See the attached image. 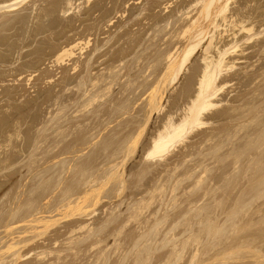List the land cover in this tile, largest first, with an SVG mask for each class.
I'll list each match as a JSON object with an SVG mask.
<instances>
[{
	"label": "rangeland",
	"instance_id": "rangeland-1",
	"mask_svg": "<svg viewBox=\"0 0 264 264\" xmlns=\"http://www.w3.org/2000/svg\"><path fill=\"white\" fill-rule=\"evenodd\" d=\"M201 2L0 0V264H264V0H229L217 27ZM199 28L176 80L162 82L169 55ZM212 36L209 55L227 52L217 104L167 153L147 157L169 116L188 114ZM159 80L161 108L151 113ZM97 178L99 187L89 182ZM84 180L96 189L87 185L82 204ZM39 216L46 225L31 227Z\"/></svg>",
	"mask_w": 264,
	"mask_h": 264
},
{
	"label": "bare ground",
	"instance_id": "bare-ground-1",
	"mask_svg": "<svg viewBox=\"0 0 264 264\" xmlns=\"http://www.w3.org/2000/svg\"><path fill=\"white\" fill-rule=\"evenodd\" d=\"M202 2H204V5H203V7H202V10H200L201 11V16H203L204 18H207L209 21V24L210 25H214V26H218L217 25V20H218V18H221V19H223L222 21H224V22H226L227 20H228V16L226 15L227 13V9H228V1L229 0H224L225 2H223L222 1V4H218L213 10H212V8H211V5H212V3H213V0H205V1H203V0H201ZM232 1V0H231ZM201 2V3H202ZM236 2V1H235ZM20 3V2H19ZM196 3V2H195ZM195 3H194V5H195ZM231 3V2H230ZM37 4V3H36ZM198 4V3H197ZM250 5V4H249ZM253 5V4H252ZM202 6V5H201ZM237 6V5H236ZM9 7H11V6H9ZM20 7V6H19ZM192 7V6H191ZM213 7V6H212ZM233 7V6H232ZM192 8H194V7H192ZM12 10V9H11ZM19 10V9H18ZM24 10V9H23ZM186 10V9H185ZM254 11H255V8L253 9ZM257 10V9H256ZM244 11V10H243ZM24 12H26V11H24ZM181 12V11H180ZM187 13H188V11H187ZM192 13V12H191ZM193 14V13H192ZM191 14V15H192ZM6 15V14H5ZM8 15V14H7ZM188 15V14H187ZM198 15V14H197ZM182 16H183V14H182ZM240 16H241V14H240ZM258 16V15H257ZM260 16H261V14H260ZM11 17V16H10ZM9 17V18H10ZM186 17H188V16H186ZM202 17V18H203ZM239 17V16H238ZM195 18V17H194ZM247 18V17H246ZM248 18H250V17H248ZM253 18V17H252ZM257 18V17H256ZM184 19V18H183ZM193 19V18H192ZM189 20V19H188ZM194 20V19H193ZM198 20V19H197ZM236 20V19H235ZM245 20V19H244ZM220 21V20H219ZM246 21H248V20H246ZM246 21H244V22H246ZM4 22V21H3ZM191 22V21H190ZM197 22V21H196ZM196 22H194V23H196ZM236 22V21H235ZM242 22V21H241ZM254 22V21H253ZM252 22V23H253ZM192 23V22H191ZM249 23V22H248ZM248 23H247V25H248ZM226 24V23H225ZM224 24V25H225ZM243 24V23H242ZM254 24V23H253ZM252 24V25H253ZM190 25H192V24H190ZM197 25V24H196ZM227 25V24H226ZM247 25H245L246 27H243V25H242V29L243 30H247L246 32H248V31H250L251 29H253V27L251 28V26H250V28H247ZM249 25H251V24H249ZM249 25H248V27H249ZM262 25V24H261ZM189 26V25H188ZM195 26V25H194ZM254 26V25H253ZM185 27V26H184ZM193 28V26H190V29H192ZM196 27V26H195ZM199 27H201V26H199ZM204 27H206V26H204ZM207 27H209V25L207 26ZM256 27V26H255ZM186 28H187V26H186ZM189 29V28H188ZM201 29H202V27H201ZM200 28H199V30H194L195 32L194 33H192L193 35H191L190 34V38H188L187 39V41H190V43L186 46V48L183 50V52L181 53V54H177V55H169V62L168 61H166V62H168L167 63V66H166V71H164V72H162V73H164L162 76L161 75H159V76H161L162 78V82L164 81L165 82V80L167 79V80H169L170 79V81L171 82H174L175 80H176V78H177V76H178V73L180 72V70L182 69V67L184 66V64L188 61V59H189V56H190V54L196 49V47L202 42V35L204 34V29L203 30H201ZM206 29V28H205ZM213 29V28H212ZM230 29V28H229ZM232 29V28H231ZM227 30V29H226ZM225 30V31H226ZM184 31V30H183ZM187 31V30H186ZM185 31V32H186ZM188 31H190V30H188ZM213 31V30H212ZM216 31V30H215ZM220 31V30H219ZM219 31H217V32H219ZM252 31V30H251ZM250 31V32H251ZM257 31V30H256ZM260 31V30H259ZM221 32V31H220ZM228 32H230V31H228ZM249 32V33H250ZM180 33V32H179ZM189 33V32H188ZM206 33H207V31H206ZM242 33V32H241ZM240 33V34H241ZM253 33H255L254 31H253ZM211 34V33H210ZM219 33H217V35H218ZM248 34V33H247ZM260 34H262V33H260ZM234 35V34H233ZM186 36V35H185ZM227 36V35H226ZM257 36V35H256ZM177 37V36H176ZM206 37V36H205ZM215 37V36H214ZM233 37V36H232ZM262 37V36H261ZM72 38V37H71ZM204 38V37H203ZM210 38V37H209ZM224 38V37H223ZM237 38V37H236ZM247 38V37H246ZM248 39V38H247ZM219 40V39H218ZM258 40V39H257ZM179 41V40H178ZM186 41V42H187ZM234 41V40H233ZM218 42V41H217ZM222 42V41H221ZM235 42H237V41H235ZM207 43V42H206ZM205 43V44H206ZM242 43V42H241ZM214 43H213V36L210 38V41H209V43H208V45H207V47H206V49L204 50V52H205V56H204V62H205V64L203 63V66H204V70H202L203 71V74L201 75V78H200V82H199V85H198V90H197V92L194 94L195 96L193 97V99L191 100V102H190V105H188V106H190V107H188L187 109H189L188 110V114L187 115H185L179 122H173L172 121V119H171V116H169L170 118H169V120H168V122L165 124V125H163V127H162V129H160L159 130V132L157 133V136L154 138V140H152L153 141V145H152V148H150L151 150L149 151V153H148V156L147 157H151V156H161V155H163L164 153H167L168 151H169V149L173 146V145H175V144H177L178 142H180V141H182L184 138H186V135H187V133H188V131H189V129H193L194 127H196V126H199V125H202L203 123H202V121H201V117H202V115L203 114H205L204 112H206V111H208V110H210L211 108H213V107H215V105L217 104H215V102H214V99L216 98V95H217V92H218V88H217V83H216V80H217V77L220 75V73L222 72V70H223V68H224V65H225V56H226V53L227 52H223V51H221L220 50V52H219V56L217 57V58H214L213 56H210L209 54H211L210 53V49H211V47H212V45H213ZM242 46H244V45H242ZM68 47V46H67ZM182 47V46H181ZM170 48V47H169ZM241 48V47H240ZM62 49V48H61ZM68 50V49H67ZM67 50H64V52L63 53H61L62 52V50H61V52H60V56L59 57H61V59H62V57L65 55V52L67 51ZM69 50H71V48H69ZM69 50H68V52H67V54H69V53H71V51L69 52ZM203 50V49H202ZM179 51V50H178ZM244 52V51H243ZM75 53V52H74ZM172 53V52H171ZM177 53V52H176ZM64 54V55H63ZM72 54V53H71ZM175 54V53H174ZM217 54H218V52H217ZM70 55V54H69ZM74 55V54H73ZM166 55V54H165ZM202 57V56H201ZM57 59H59L58 57H56ZM165 59V58H164ZM235 59H237V58H235ZM60 60V59H59ZM165 61V60H164ZM233 61H235V60H233ZM157 63V62H156ZM227 63V62H226ZM156 65V64H155ZM228 65V64H227ZM237 65V64H236ZM160 66V65H159ZM226 66V65H225ZM77 68V67H76ZM159 68V67H158ZM230 68V67H229ZM230 71V70H229ZM161 73V74H162ZM226 74V73H225ZM246 74V73H245ZM249 74V73H248ZM153 76V75H152ZM169 76V79L168 78H166L165 79V77H168ZM221 76V75H220ZM157 77H158V75H157ZM156 77V78H157ZM160 79V78H159ZM165 79V80H164ZM149 80V79H148ZM161 80H159V82H160ZM159 82H157L156 83V86L151 90V92H150V95H149V98H148V106H150L152 109L150 110L149 109V112L151 111V113H152V110L154 111V109L156 110V109H159V107L160 106H158L159 104H160V101L159 100H161V98L162 97H160L161 95H160V93H161V91H159V89L161 88V86H160V84H161V82L159 83ZM167 82V81H166ZM165 82V83H166ZM169 82V81H168ZM227 82V81H226ZM110 83V82H109ZM146 83V82H145ZM164 83V84H165ZM112 84H113V82H112ZM143 85V84H142ZM158 85H159V87H158ZM161 85H163V83L161 84ZM111 87V86H110ZM108 88V87H107ZM223 88V87H222ZM192 89V88H191ZM220 89V88H219ZM221 90V89H220ZM96 95V94H95ZM98 96V95H97ZM163 96V95H162ZM218 96V95H217ZM241 96V95H240ZM242 97V96H241ZM218 98V97H217ZM94 99H96V98H94ZM94 99H92V100H94ZM191 99V98H190ZM91 101V100H90ZM163 102V101H162ZM221 102V101H220ZM188 103V102H187ZM161 105V104H160ZM157 106H158V108H157ZM164 106V105H163ZM161 108V107H160ZM150 113V114H151ZM154 113V112H153ZM152 117V116H151ZM173 117V116H172ZM153 118V117H152ZM168 118V117H167ZM142 119V118H141ZM149 119V118H148ZM148 121V120H147ZM190 127V128H189ZM189 128V129H188ZM242 129V128H241ZM263 132V131H262ZM262 132H260V133H262ZM65 133V132H64ZM18 134V133H17ZM264 134V133H263ZM129 135V134H128ZM260 135V134H259ZM130 136H131V134H130ZM258 136V135H257ZM263 136V135H262ZM259 138V137H258ZM65 140V139H64ZM128 140H130L129 138H128ZM257 140V139H256ZM44 141H46V140H44ZM126 141V140H125ZM113 145V144H112ZM111 145V146H112ZM122 145V144H121ZM125 146V145H124ZM125 148V147H124ZM123 148V149H124ZM124 150H126V148L124 149ZM149 150V149H148ZM244 150V149H243ZM119 152V151H118ZM117 152V153H118ZM128 152V151H127ZM126 152V153H127ZM130 152V151H129ZM113 156H115V155H113ZM125 159V158H124ZM124 162V161H123ZM120 163V162H119ZM255 163V162H254ZM121 164V163H120ZM253 165V164H252ZM115 166H117V167H115V169H114V166L112 167L114 170H116V169H118V167H120L118 164L117 165H115ZM66 168V167H65ZM111 168V169H112ZM208 167H206V169H207ZM75 169V168H74ZM107 169V168H106ZM109 169V168H108ZM205 169V168H204ZM47 170H49V169H47ZM64 170V169H63ZM87 171V170H86ZM102 171V170H101ZM108 171V170H107ZM107 171H105V172H107ZM113 171V170H112ZM112 171H110V169H109V171L107 172L108 174H109V172H112ZM118 171V170H117ZM116 171V172H117ZM122 171V170H121ZM120 170L118 171L119 172V174L118 175H120L121 176V172ZM72 172V171H71ZM105 172L103 173L104 175H105V177H106V175H108L107 173L105 174ZM114 172V171H113ZM121 172V173H120ZM209 172V171H208ZM87 173V172H86ZM115 173V172H114ZM143 173V172H142ZM46 174V173H45ZM91 174V173H90ZM99 174V173H98ZM111 174H113V173H111ZM123 174V173H122ZM203 174V173H202ZM92 175V174H91ZM104 175H101V177H100V182L102 183H104V182H106L105 180H108L109 181V179L106 177H104ZM114 175V174H113ZM112 175V176H113ZM115 175H116V173H115ZM114 175V177H116V178H118V182L116 183L115 181V183L118 185V183H119V181L121 182V180H122V182L121 183H123V179H122V177H118V176H115ZM142 175V174H141ZM93 177H94V175H92ZM110 175H108V177H109ZM91 177V176H90ZM105 178V180L103 181L102 179L103 178ZM111 177V176H110ZM114 177H112V178H114ZM140 177V176H139ZM99 178V177H98ZM98 178L97 179H95V181L93 182L92 180L94 179H92V178H90V179H92V180H87V181H89V182H92V183H94L95 185L96 184H99V185H97L96 187H99L100 186V183H97L99 180H98ZM111 178V181L112 180H114V179H112ZM115 178V179H116ZM89 179V178H88ZM127 179V178H126ZM63 180H64V178H63ZM97 180V181H96ZM124 180H125V178H124ZM85 181V180H84ZM127 181V180H126ZM89 182H87V184H85L86 183V181L85 182H83L84 183V185H85V188H86V190H91L88 186H91L92 185V183H90L91 185H89ZM96 182V183H95ZM200 182V181H199ZM42 183V182H41ZM77 183V182H76ZM83 183H82V185H83ZM121 183H119L120 185H118V186H121L120 188H119V190L120 189H122V184ZM78 184V183H77ZM104 184H107V182L106 183H104ZM79 185V184H78ZM88 185V186H87ZM126 185V184H125ZM88 188H87V187ZM260 186V185H259ZM43 187H45V186H43ZM71 187H73V186H71ZM75 187H77V188H79V189H77V190H75L74 188H72L73 190H74V192L76 191V193H77V191L78 190H80V192L78 191V193H81V194H79V195H84L85 193V198L81 201L82 202V204H84L85 203V201H86V196H88L89 195V193H91L90 191L89 192H86L85 190H84V187H81V189H82V191H85V193L84 192H82L81 191V189H80V187H78V186H76L75 185ZM92 187V189L93 190H91V191H94V188H95V186L93 185V186H91ZM102 188V186L100 187V188H97L98 190H100ZM70 189V188H69ZM96 189V188H95ZM123 189H124V187H123ZM97 190V191H98ZM134 190V189H133ZM123 191V190H122ZM121 191V192H122ZM130 191V190H129ZM71 192V191H70ZM120 192V193H121ZM151 192V191H150ZM46 193V192H45ZM76 193L75 194H73V192L72 193H68V194H70L69 195V197L71 196V194H72V196L71 197H73L74 195V197L72 198V204L73 205H76L77 206V208L79 207H81L82 206V204H77V202H80V199H82V197L81 196H79L78 194H77V197H76ZM84 193V194H83ZM117 193H119V191L117 190ZM148 194H149V192H147ZM67 195V194H66ZM92 195V194H91ZM94 195V194H93ZM92 195V196H93ZM147 195V194H146ZM133 196V195H132ZM67 198H68V196H66ZM65 197V198H66ZM88 197H90V196H88ZM131 197V196H130ZM64 198V197H63ZM78 198V199H77ZM80 198V199H79ZM48 199V198H47ZM74 199H76V201L74 200ZM119 199V198H118ZM132 199V198H131ZM138 199V198H137ZM61 200V199H60ZM123 200H124V198H123ZM134 200V199H133ZM64 201H65V199H64ZM69 201V202H68ZM70 201H71V199H66V202L65 203H70ZM87 201H88V198H87ZM86 201V202H87ZM126 201V200H125ZM136 201V200H135ZM134 201V202H135ZM142 201V200H141ZM76 204H75V203ZM80 202V203H81ZM191 202V201H190ZM58 203H59V201H58ZM61 204L63 203V205L61 206V204H57V205H60L61 206V208L63 207L64 209H65V211L66 210H68V209H66L67 207H66V204L64 203V202H60ZM120 203V202H119ZM124 203V202H123ZM129 203V202H128ZM142 203V202H141ZM195 203V202H194ZM52 204V203H51ZM55 204V203H54ZM53 204V205H54ZM65 204V205H64ZM68 204H67V206H68ZM133 204V203H132ZM191 204V203H190ZM52 205V206H53ZM71 205V204H70ZM68 206V208L70 207V209L71 208H73V207H71V206H73V205H71V206ZM81 205V206H80ZM109 205V204H108ZM116 205V204H115ZM121 205H123V204H121ZM138 205H140L139 203H138ZM143 205V204H142ZM193 205V204H192ZM45 206V205H44ZM51 206V207H52ZM76 206L74 207V208H76ZM130 206V205H129ZM136 206H137V204H136ZM190 206V205H189ZM50 207V208H51ZM117 207V206H116ZM138 207V206H137ZM198 207V206H197ZM60 208V207H59ZM74 208H73V210H74ZM144 208H146V206L144 207ZM19 209V208H18ZM26 209H28V208H26ZM54 209H55V211L57 212V209L55 208V206H54ZM53 209V210H54ZM64 209H61V210H64ZM115 209V208H114ZM113 209V210H114ZM138 209H142V207L140 208H138ZM137 209V210H138ZM165 209V208H164ZM41 210V209H40ZM111 210V209H110ZM143 210H146V209H143ZM50 211V213L52 212L53 213V211H52V209L51 210H49ZM55 211H54V213H55ZM133 211V210H132ZM135 211V210H134ZM159 211V210H158ZM40 212V211H39ZM44 212H46V211H44ZM59 212V211H58ZM107 212V211H106ZM142 212V211H141ZM143 212H145V211H143ZM207 212H209L208 210H207ZM206 212V213H207ZM16 213V212H15ZM41 213V212H40ZM43 213V212H42ZM46 213H48V210H47V212ZM51 213V214H52ZM108 213H111V212H109L108 211ZM133 213V212H132ZM137 211H136V215H137ZM162 213H163V211H162ZM234 214H235V212H233ZM237 213V212H236ZM37 214V213H36ZM39 214V213H38ZM44 214V213H43ZM42 214V215H43ZM116 214V213H115ZM143 214V213H142ZM234 214H233V216H234ZM111 215H112V213H111ZM110 215V216H111ZM133 215H134V217H135V213H133ZM140 215V214H139ZM157 215V214H156ZM213 215V214H212ZM91 216H93V215H91ZM113 216V215H112ZM138 216V215H137ZM136 216V217H137ZM169 216V215H168ZM206 216V215H205ZM209 216V215H208ZM231 216V215H230ZM232 216V218L234 219V217ZM236 216V215H235ZM35 217H36V215H35ZM34 217V218H35ZM42 218L44 217V216H41ZM40 216L37 218V219H32L33 220V223H35V222H37V224H31V227L32 226H36V227H38L37 225H40L39 223H42L43 224V222H40L41 220H42V218H41ZM45 217H47V216H45ZM44 217V218H45ZM116 217V216H115ZM142 217V216H141ZM207 217V216H206ZM211 217V216H210ZM14 218V217H13ZM41 220H40V219ZM43 218V219H44ZM49 218V217H48ZM89 218H90V216H89ZM130 218L132 219V216H130ZM146 218H148V217H146ZM208 218V217H207ZM227 218H229V217H227ZM46 219V218H45ZM44 219V220H45ZM52 219V218H51ZM85 219V218H84ZM91 220H92V217L90 218ZM94 219V218H93ZM116 219V218H115ZM137 219H139V217L137 218ZM230 219V218H229ZM228 219V220H229ZM25 220V219H24ZM40 220V221H39ZM82 220V219H81ZM80 220V221H81ZM135 220V219H134ZM150 219L148 218V221H149ZM164 220H165V218H164ZM167 220V219H166ZM205 220H206V218H205ZM227 220V221H228ZM21 221V220H20ZM23 221V220H22ZM26 221V220H25ZM35 221V222H34ZM46 221V220H45ZM49 221V220H48ZM79 221V222H80ZM86 221V220H85ZM93 221V220H92ZM99 221V220H98ZM104 221V220H103ZM108 221V220H107ZM129 221V220H128ZM142 221V220H141ZM147 221V222H148ZM161 221V220H160ZM163 221V220H162ZM215 221V220H214ZM226 221V222H227ZM230 221V220H229ZM51 222V221H50ZM50 222H48V223H50ZM78 222V221H77ZM83 222V221H82ZM117 222V221H116ZM115 222V223H116ZM127 222V221H126ZM158 222V221H157ZM157 222H155V223H157ZM165 222H167V221H165ZM203 223H204V221H202ZM201 222V223H202ZM31 223V222H30ZM46 223V222H45ZM44 223V224H45ZM47 223V224H48ZM53 223V222H52ZM73 223V222H72ZM76 223V222H75ZM125 223V222H124ZM123 223V224H124ZM141 223H143V222H141ZM154 223V222H153ZM208 223H209V221H208ZM210 223H211V221H210ZM209 223V224H210ZM214 223V222H213ZM41 224V225H42ZM43 224V225H44ZM77 224V223H76ZM85 224H86V222H85ZM104 224V223H103ZM126 224H128V223H126ZM146 224V223H145ZM162 224H164V221H163V223ZM205 224H207V223H205ZM209 224H207V225H209ZM212 224V223H211ZM46 225V224H45ZM72 225V224H71ZM74 225V224H73ZM78 225H79V223H78ZM94 225V224H93ZM140 225H142V224H140ZM149 225V224H148ZM175 225H176V222H175ZM47 226H49V224L47 225ZM47 226H44L45 228H47ZM88 226H90V224L88 225ZM92 226V225H91ZM90 226V227H91ZM102 226V225H101ZM124 226H125V224H124ZM128 226V225H127ZM154 226H155V224H154ZM165 226V225H164ZM177 226V225H176ZM209 226H211V225H209ZM74 227V226H73ZM76 227H77V225H76ZM89 227V228H90ZM95 227V226H94ZM105 227V226H104ZM142 227H143V225H142ZM145 227V226H144ZM158 226H156V228H154L153 227V229H156V230H158V228H157ZM208 227V226H207ZM213 227H214V224H213ZM34 228L35 227H33L32 229L34 230ZM41 228V227H40ZM75 228V227H74ZM93 228V227H92ZM125 228V227H124ZM175 228V226H173V228H172V226L170 227V229L172 230V229H174ZM205 228V227H204ZM218 228H220V227H218ZM29 229V231H30V228H28ZM36 229H38V228H36ZM42 229V228H41ZM71 229V228H70ZM77 229V228H76ZM83 229V227L82 228H80L79 227V231H81V230ZM123 229V228H122ZM161 229H163V228H161ZM217 229V228H216ZM215 228H214V230H215V232L216 233H221V230L223 229H220V232H219V229H217L216 230ZM32 230V231H33ZM43 230V229H42ZM75 230V229H74ZM145 230V229H144ZM156 230H154V231H156ZM167 230V229H166ZM189 230V229H188ZM200 230V229H199ZM199 230H198V234H199ZM209 230H210V228H209ZM212 230V229H211ZM211 230L208 232V233H210L211 232ZM214 230H212V232H214ZM72 231H73V229H72ZM72 231H70L69 232V234L72 232ZM115 231V230H114ZM118 231H120V230H118ZM159 231V230H158ZM168 231V230H167ZM201 231V230H200ZM207 231V230H206ZM218 231V232H217ZM28 232V231H27ZM78 232V231H77ZM82 232V231H81ZM94 232V231H93ZM121 232H123V231H121ZM141 232V231H140ZM152 232V231H151ZM169 232H170V230H169ZM211 232V233H212ZM215 232L214 233H212V236L214 235H216L215 234ZM73 233V232H72ZM91 233V232H90ZM100 233V232H99ZM147 233V232H146ZM155 233V232H154ZM165 233H168V232H165ZM195 233V232H194ZM197 233V232H196ZM210 233V234H211ZM21 234V233H20ZM68 234V235H69ZM88 234H89V231H88ZM122 234V233H121ZM171 234V233H170ZM173 234V233H172ZM209 234V235H210ZM36 235V234H35ZM106 235V234H105ZM146 235V234H145ZM150 235V234H149ZM148 235V236H149ZM167 235V234H166ZM193 235V234H192ZM42 236V235H41ZM71 236V235H70ZM117 236V235H116ZM115 236V237H116ZM154 236V235H153ZM157 236V235H156ZM168 236V235H167ZM166 236V238H168ZM39 237V236H38ZM79 237V236H78ZM118 237V236H117ZM155 237V236H154ZM179 237V236H178ZM76 238V237H75ZM144 238H146V237H143V240H145ZM153 238V237H152ZM164 238V237H163ZM175 238V237H174ZM198 235L196 236V239L195 240H198ZM36 239V238H35ZM126 239V238H125ZM138 239V238H137ZM136 239V240H137ZM148 239H149V237H148ZM157 239V238H156ZM171 239H172V237H171ZM170 239V240H171ZM72 240V239H71ZM71 240H70V242H71ZM147 240V239H146ZM168 240V239H167ZM169 240V241H170ZM15 241V240H14ZM24 241V240H23ZM27 241V240H26ZM58 241V240H57ZM56 241V242H57ZM76 241V240H75ZM103 241H105V239L103 240ZM123 241V240H122ZM130 241V240H129ZM151 241V240H150ZM162 241V240H161ZM161 241H159V242H161ZM166 241V240H165ZM184 241H185V239H184ZM186 241H188V240H186ZM199 241V240H198ZM56 242H55V244H56ZM164 242V241H163ZM167 242V241H166ZM175 242H177V241H175ZM23 243V242H22ZM103 243V242H102ZM152 243V242H151ZM188 243V242H187ZM35 244V243H34ZM82 244V243H81ZM115 244V243H114ZM118 244V243H117ZM144 244H146L145 242H144ZM143 244V245H144ZM157 244H158V242H157ZM161 244H163V243H161ZM93 245V244H92ZM97 245V244H96ZM98 245H100V243L98 244ZM136 245V244H135ZM95 246V245H94ZM114 246V245H113ZM132 246H134V244L132 245ZM137 246V245H136ZM147 246V245H146ZM145 246V247H146ZM156 246V245H155ZM184 246V245H183ZM26 247V246H25ZM107 247V246H106ZM117 247V246H116ZM140 247V246H139ZM148 247H151V245H149ZM163 247H164V244H163ZM163 247H161V248H163ZM182 247V246H181ZM187 247V246H186ZM135 248V247H134ZM142 248V247H141ZM185 248V247H184ZM102 249V248H101ZM106 249V248H105ZM142 249H144V248H142ZM148 249V248H147ZM146 250V249H145ZM144 250V251H145ZM149 250H150V248H149ZM20 251H21V249H20ZM42 251V250H41ZM48 251H49V249H48ZM105 251V250H104ZM133 251V250H132ZM154 251V250H153ZM17 252V251H16ZM54 252V251H53ZM136 253H137V255H138V252L137 251H135ZM147 252V251H146ZM184 252V251H183ZM42 253V252H41ZM40 253V254H41ZM48 253V252H47ZM58 253V252H57ZM140 253V252H139ZM173 253V252H172ZM172 253H170L171 255H172ZM39 254V255H40ZM49 254V253H48ZM52 254V253H51ZM169 254V253H168ZM183 254V253H182ZM181 254V255H182ZM13 255H15V254H13ZM18 255V254H17ZM14 256V257H20L19 255H20V253H19V255L18 256ZM24 255V254H23ZM102 255H103V251H102ZM135 255V254H134ZM175 255V254H174ZM147 257H149V256H147ZM173 257V256H172ZM22 258V257H21ZM141 258H142V256H141ZM175 258V257H174ZM180 258V257H179ZM13 259V258H12ZM11 259V260H12ZM16 260H17V258H15ZM15 259H13V260H15ZM23 259V258H22ZM102 259V258H101ZM176 259V258H175ZM1 260V259H0ZM135 260H137V258H135ZM139 260V259H138ZM143 260V259H142ZM168 260V259H167ZM6 261V260H5ZM4 261V262H5ZM14 262V261H13ZM18 262V261H17ZM96 262V261H95ZM141 263L142 262H144V261H140ZM165 262H167V261H165L164 260V263ZM3 263V262H2ZM135 263V262H134ZM11 264V263H10ZM137 264V263H136Z\"/></svg>",
	"mask_w": 264,
	"mask_h": 264
}]
</instances>
